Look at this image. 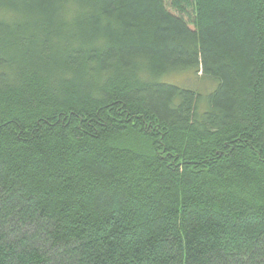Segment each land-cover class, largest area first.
I'll list each match as a JSON object with an SVG mask.
<instances>
[{
	"label": "trees",
	"instance_id": "trees-1",
	"mask_svg": "<svg viewBox=\"0 0 264 264\" xmlns=\"http://www.w3.org/2000/svg\"><path fill=\"white\" fill-rule=\"evenodd\" d=\"M0 264H264V0H0Z\"/></svg>",
	"mask_w": 264,
	"mask_h": 264
},
{
	"label": "rangeland",
	"instance_id": "rangeland-1",
	"mask_svg": "<svg viewBox=\"0 0 264 264\" xmlns=\"http://www.w3.org/2000/svg\"><path fill=\"white\" fill-rule=\"evenodd\" d=\"M171 82H174V81H178L179 84L181 85H186V86H190V87H193V88H201L202 90H204L202 87H200V85H198L197 83H194L193 81H191L189 79V76H187L186 74H182V75H178V76H173L170 78ZM197 82V81H196ZM208 89H210V91L213 89V85L212 86H206ZM199 90V89H198ZM200 91V90H199ZM201 92V91H200ZM206 90L204 91V94H205ZM202 93V92H201Z\"/></svg>",
	"mask_w": 264,
	"mask_h": 264
}]
</instances>
